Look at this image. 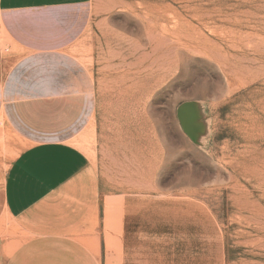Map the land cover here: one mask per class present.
<instances>
[{
    "label": "rangeland",
    "instance_id": "1",
    "mask_svg": "<svg viewBox=\"0 0 264 264\" xmlns=\"http://www.w3.org/2000/svg\"><path fill=\"white\" fill-rule=\"evenodd\" d=\"M91 4L109 257L264 264V0Z\"/></svg>",
    "mask_w": 264,
    "mask_h": 264
},
{
    "label": "crops",
    "instance_id": "2",
    "mask_svg": "<svg viewBox=\"0 0 264 264\" xmlns=\"http://www.w3.org/2000/svg\"><path fill=\"white\" fill-rule=\"evenodd\" d=\"M91 3L0 0V264H120L106 252L104 183L80 147L98 107L79 48Z\"/></svg>",
    "mask_w": 264,
    "mask_h": 264
}]
</instances>
